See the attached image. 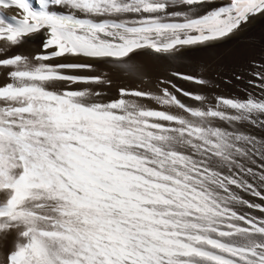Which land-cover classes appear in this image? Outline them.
Masks as SVG:
<instances>
[{
	"label": "snow or ice",
	"instance_id": "obj_1",
	"mask_svg": "<svg viewBox=\"0 0 264 264\" xmlns=\"http://www.w3.org/2000/svg\"><path fill=\"white\" fill-rule=\"evenodd\" d=\"M256 30L264 0H0V53L40 41L0 58V264H264V55L105 91Z\"/></svg>",
	"mask_w": 264,
	"mask_h": 264
},
{
	"label": "rangeland",
	"instance_id": "obj_2",
	"mask_svg": "<svg viewBox=\"0 0 264 264\" xmlns=\"http://www.w3.org/2000/svg\"><path fill=\"white\" fill-rule=\"evenodd\" d=\"M32 2L34 4V6H38V0H32ZM31 42H32V44L37 46V48L40 49V47H39L40 41L39 40L30 41V43ZM13 49H16V48H13ZM262 55H264V37L261 36L260 30H256L252 33L247 34L243 39H241L238 42L231 43V44H229L223 48L217 49V50L200 52L195 58L188 57V58H185L183 60L176 61L171 65L167 61L164 62L165 60L162 58H156V60H155V57H151V59H150V57H142L141 56V57H138L137 59L135 58L136 59L135 62L138 64L141 63L140 65L147 67L146 70H147L148 75L145 76L143 83H141V82H139L133 78H130L126 74L122 75L119 72L117 73L114 71H109V75L111 77L114 76V79H112L113 85L111 86L112 88H110V89L106 88L105 91L107 92V94L109 96L116 95L117 90L120 87H128V88L148 87L152 91H156V88L154 87L155 80L157 81V79H163L167 73H169L170 71L175 70L177 68H179L181 71H191V66L193 64H197V63L201 66L207 65L211 69L210 71L207 72V75L210 78V80L218 81L221 79L222 73H225V72L230 73L231 69L239 67L240 65L246 64L247 61L250 59H255L258 61L261 59ZM139 58H141V59H139ZM142 58H144L145 60L146 59L148 60V61L146 60L147 64H146L144 59H143L144 61H142ZM137 60L138 61L141 60L142 62L141 61L137 62ZM143 62H144V64H143ZM149 62H150V64H149ZM183 65H186L188 67H183ZM151 66L154 68H152ZM148 67L151 68V70H149V72H148V69H150V68H148ZM152 70H154V71H152ZM198 70H201V69H198ZM106 71H108V69H106ZM115 73L118 75H116ZM120 78H122V79H120ZM223 78L226 79L227 77L224 76ZM114 83H116V84H114ZM181 83L185 89L196 88L195 85H190V84H187L184 82H181ZM243 88H244L243 85H236L235 87H225V86L221 85L219 88L213 89L211 84H210L209 85V95L220 94V95H224L226 97H231V96L241 97L244 95ZM114 89L116 90V92ZM249 91H254V90L250 89ZM180 98L182 100H185V102L190 103V101L186 100V98H184V97H180ZM151 106L158 107L154 103H152ZM246 198L254 199L251 197H246ZM257 202H259V201H257Z\"/></svg>",
	"mask_w": 264,
	"mask_h": 264
},
{
	"label": "bare ground",
	"instance_id": "obj_3",
	"mask_svg": "<svg viewBox=\"0 0 264 264\" xmlns=\"http://www.w3.org/2000/svg\"><path fill=\"white\" fill-rule=\"evenodd\" d=\"M8 14L9 15H15L16 13L14 12V11H9L8 12ZM2 43L3 42H0V46H2ZM40 49L39 48H37V46H35L34 44H32V42L30 43V42H28V43H26L23 47H20V48H16V49H11L10 51H8V52H4V53H0V58H3L4 56H10V55H14V54H17V53H22V54H32V53H35V52H38ZM138 57H136V59H137ZM136 59H135V61H136ZM139 59H141V58H139ZM138 59V60H139ZM144 58H142V61H144L143 60ZM151 59V58H150ZM149 59V60H150ZM154 59V58H153ZM137 60V62H140V61H138ZM147 60V59H146ZM146 60H145V62H146ZM155 60H156V57H155ZM141 61V62H142ZM148 61V60H147ZM164 62H166V61H164ZM155 63V62H154ZM153 63V64H154ZM141 64V63H140ZM143 64H144V62H143ZM146 64H147V62H146ZM149 64H150V62H149ZM163 64V63H162ZM153 66V65H152ZM151 66V67H152ZM155 66V65H154ZM145 68H147V67H145ZM148 68H150V67H148ZM152 68H154V67H152ZM106 69H108L107 67H105V71H106ZM149 70H151V68L150 69H148V72H149ZM152 71H154V70H152ZM118 73V72H117ZM151 73V72H150ZM157 73V72H156ZM116 74V73H115ZM122 75H123V73H121ZM155 74V73H154ZM116 75H118V74H116ZM120 75V74H119ZM148 75V74H147ZM151 75V74H150ZM154 76V75H153ZM113 78L112 79H114V76H112ZM117 77V76H116ZM119 77V76H118ZM120 79H122V78H120ZM115 81V80H114ZM155 82H156V80H155ZM0 83H3V79H2V77H0ZM119 83V82H118ZM132 83V82H131ZM130 83V84H131ZM114 84H116V83H114ZM113 85V84H112ZM129 85V84H128ZM116 86V85H115ZM110 88H112V87H110ZM110 88H108V89H110ZM106 90V89H105ZM115 90V89H114ZM113 91V90H112ZM115 92H116V90H115ZM5 193H2V192H0V200H3L4 198H5ZM12 247V237H9V241H8V244L5 246V245H0V259H2L3 258V254L9 249V248H11Z\"/></svg>",
	"mask_w": 264,
	"mask_h": 264
}]
</instances>
